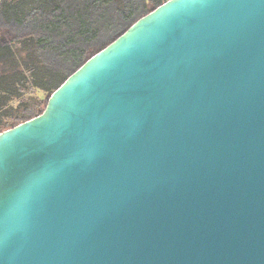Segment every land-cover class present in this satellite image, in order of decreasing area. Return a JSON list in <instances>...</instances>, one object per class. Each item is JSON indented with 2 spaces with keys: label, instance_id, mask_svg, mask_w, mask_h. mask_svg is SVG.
Listing matches in <instances>:
<instances>
[{
  "label": "water",
  "instance_id": "1",
  "mask_svg": "<svg viewBox=\"0 0 264 264\" xmlns=\"http://www.w3.org/2000/svg\"><path fill=\"white\" fill-rule=\"evenodd\" d=\"M0 264H264V0H169L0 134Z\"/></svg>",
  "mask_w": 264,
  "mask_h": 264
},
{
  "label": "trees",
  "instance_id": "2",
  "mask_svg": "<svg viewBox=\"0 0 264 264\" xmlns=\"http://www.w3.org/2000/svg\"><path fill=\"white\" fill-rule=\"evenodd\" d=\"M163 2L1 0L0 26L4 37L0 44V99L11 98L9 92L13 86L18 88L20 82L22 89L30 83L48 94L47 107L51 95L74 72L150 13V7L154 10ZM17 43L22 49L14 50ZM26 69L31 70L30 74ZM18 97L15 114L0 123V133L9 123L13 122L9 128L12 129L46 109H40L39 97Z\"/></svg>",
  "mask_w": 264,
  "mask_h": 264
},
{
  "label": "rangeland",
  "instance_id": "3",
  "mask_svg": "<svg viewBox=\"0 0 264 264\" xmlns=\"http://www.w3.org/2000/svg\"><path fill=\"white\" fill-rule=\"evenodd\" d=\"M0 3H1V0H0ZM152 10H153V8L150 7L149 11L151 12ZM3 37H4V34L2 33V29L0 26V44L2 43ZM13 47H14V50L22 49V45L20 43L14 44ZM30 72H31V70L26 69L27 74H30ZM20 86L22 87L21 82L19 83L18 88L16 87V89H14L15 86H13V88H12L13 91L10 89L11 92H9V96L11 98L8 97L5 99H0V123H6L7 120L8 119L10 120V117L15 114V110L17 109V107L19 105V100L16 99V97H18V95H21V97H23V96L24 97H34L36 99H37V97L41 98L40 100L42 102H40L38 100L41 103L40 109L42 110V112L45 109L46 103L48 100V94H46L43 90H37L35 87H32L30 83H28V85L25 87V89L24 88L22 89ZM22 91H24V92L22 93ZM12 96H14V98ZM11 123H13V122H11ZM11 123H9L10 125L7 128H5L3 132H5V131L9 130V128H11Z\"/></svg>",
  "mask_w": 264,
  "mask_h": 264
},
{
  "label": "built area",
  "instance_id": "4",
  "mask_svg": "<svg viewBox=\"0 0 264 264\" xmlns=\"http://www.w3.org/2000/svg\"><path fill=\"white\" fill-rule=\"evenodd\" d=\"M167 1H169V0H164V2H163V3H166Z\"/></svg>",
  "mask_w": 264,
  "mask_h": 264
}]
</instances>
